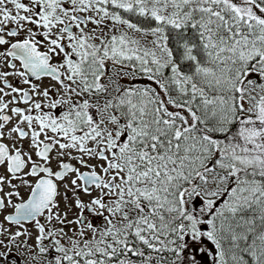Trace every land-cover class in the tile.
<instances>
[{
  "label": "trees",
  "instance_id": "16d2710c",
  "mask_svg": "<svg viewBox=\"0 0 264 264\" xmlns=\"http://www.w3.org/2000/svg\"><path fill=\"white\" fill-rule=\"evenodd\" d=\"M58 1L39 0L44 17ZM91 1L138 31L158 33L165 57H143L122 32L98 44L85 40L78 49L81 71L91 70L93 95L113 90L109 116L122 140L113 148L127 169L112 206L115 224L96 251L76 254L77 264H197L178 251L184 228L196 226L197 209H183L180 193L234 146L246 73L264 61V26L211 0H183L166 15L149 12L142 0ZM111 68L125 79L108 82ZM167 105L190 109L195 122L178 125L180 116ZM61 113L86 118L79 108ZM251 179L262 183L251 197L232 204L221 195L209 206L204 224L221 264H264V178ZM46 251L54 264H69Z\"/></svg>",
  "mask_w": 264,
  "mask_h": 264
},
{
  "label": "rangeland",
  "instance_id": "374dc122",
  "mask_svg": "<svg viewBox=\"0 0 264 264\" xmlns=\"http://www.w3.org/2000/svg\"><path fill=\"white\" fill-rule=\"evenodd\" d=\"M181 1L183 0H142V4L153 14L166 15ZM211 1L229 6L238 18L252 19L264 26V6L256 4L253 0ZM0 2L8 6L7 12L11 18L19 20L22 33L34 30L32 21L37 19L34 13L36 10L42 13L43 5L39 0ZM77 14L82 15L85 21L82 24L76 23L73 37H65L63 26L71 22L72 16ZM42 17V34L51 38L50 44L59 38H67L70 43H75L73 49L71 45V50L68 51L71 57L74 55L71 53L72 50L78 53L83 44H76L77 40L95 41L98 44L101 39L115 38L119 32L135 43L143 57H151L154 61L158 56L165 57L164 44L158 33L138 31L107 14V11L99 8L91 0H59L52 11L45 17L42 13ZM53 49L58 55L57 47L54 46ZM62 67L66 71V62L63 61ZM106 75L108 82L115 79L124 80L126 77L117 68L109 69ZM245 77L244 81L247 84L242 89L244 113L237 123L238 135L234 139V146L228 150H221L212 166L200 171L194 181L180 193L183 209H188L192 205L197 206V209L192 212L196 226L191 229L184 228L182 248L178 251L182 257L188 256L197 264H221L216 245L204 224L212 202L226 194L229 195L232 204L244 201L262 184L260 180H252L251 177L260 175L264 178V61L257 65V70L247 71ZM156 82L150 81L151 85H157ZM58 93L62 99L71 94L64 103H61L60 111L73 106L71 101L74 98L80 101V95L69 88H60ZM158 94L165 100L163 91ZM104 95L102 97L96 94L88 105L92 111L93 131L87 136L85 148H81L77 141L76 149L74 152L70 150V155L64 146L57 147L53 152L49 162L51 168L55 169L62 160H71L77 166L76 172L59 182L60 191L56 202L37 223L10 226L0 219V264H54L47 256L46 250H53L52 256L64 257L69 264H77L76 254L83 256L91 254L93 250L96 251L109 228L115 224L112 206L124 180L127 162L121 157V152L116 153L113 148L119 147L122 143L118 138V126L109 116L108 106L113 90ZM167 110L172 116H180L181 122L178 125H184L186 128L195 122L194 113L186 107L176 108L167 105ZM54 135L46 134L45 138L55 137ZM102 147L105 149L102 150ZM103 152L106 156L102 159L99 154ZM83 159L90 160L93 171L97 173L108 171V177L103 183L85 193L77 181V172L81 169L80 162ZM108 184H111V188L107 187ZM14 202V198L10 196L8 205L12 206ZM82 205L88 206L86 209L90 208L93 212L85 226L78 223L79 212L83 211Z\"/></svg>",
  "mask_w": 264,
  "mask_h": 264
},
{
  "label": "flooded vegetation",
  "instance_id": "af4514ba",
  "mask_svg": "<svg viewBox=\"0 0 264 264\" xmlns=\"http://www.w3.org/2000/svg\"><path fill=\"white\" fill-rule=\"evenodd\" d=\"M7 9L8 6L0 2V219L13 226L37 223L56 202L59 182L76 172V163L71 160L59 161L55 169L49 166V162L59 146L66 147L69 155L70 150L75 151L77 141L81 148L85 146L87 136L93 131L92 111L88 105L96 95H93L90 67L82 72L77 51L72 50V57L68 53L75 43L59 38L50 44L51 38L42 34L43 17L37 10L34 13L37 19L32 21L34 30L22 33L19 20L11 18ZM84 21L72 16V21L65 23L72 25L71 32L67 33L63 26L65 37H73L76 23ZM82 42L83 39H79L76 44ZM54 46L58 55L54 53ZM45 61L49 68L47 73L35 69ZM63 61L67 64L66 71L62 67ZM60 88H69L80 95V101L74 98L71 101L74 105L65 110L79 108L85 112V119L79 122L61 113V103L71 94L62 99L58 93ZM46 134H55V137L45 138ZM80 167L77 181L85 193L92 185L90 190H85L81 175L94 171L87 159L80 162ZM99 174L103 183L108 171ZM42 179L54 183L55 199L32 221L17 220L18 216H12L15 209L30 198L32 190ZM10 196L15 201L12 206L8 205ZM81 207L83 211L79 212L78 223L85 226L93 212L87 211L88 206Z\"/></svg>",
  "mask_w": 264,
  "mask_h": 264
},
{
  "label": "water",
  "instance_id": "95a60500",
  "mask_svg": "<svg viewBox=\"0 0 264 264\" xmlns=\"http://www.w3.org/2000/svg\"><path fill=\"white\" fill-rule=\"evenodd\" d=\"M78 20H84V17L80 14L76 16ZM64 30L67 33H70L72 30V25L67 24L64 26ZM35 69H39L42 72L47 73V62L45 61L44 65L39 67H35ZM104 150V148H102ZM105 153H100L99 157H104ZM81 178L84 181L85 190H89L91 185H97L101 182V176L97 172H93L91 174L85 173L81 175ZM108 188H111V184H108ZM56 197V188L54 183L47 182L45 179L39 181L36 187L32 190L30 194V198L24 202L20 203L15 209V214L13 217L18 216L16 219L21 221H32L40 213H42ZM88 211L90 208L87 209Z\"/></svg>",
  "mask_w": 264,
  "mask_h": 264
}]
</instances>
